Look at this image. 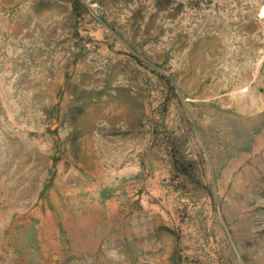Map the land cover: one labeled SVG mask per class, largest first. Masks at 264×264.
Returning a JSON list of instances; mask_svg holds the SVG:
<instances>
[{"label":"rangeland","instance_id":"obj_1","mask_svg":"<svg viewBox=\"0 0 264 264\" xmlns=\"http://www.w3.org/2000/svg\"><path fill=\"white\" fill-rule=\"evenodd\" d=\"M48 228L97 239L64 264H264V0H0V264Z\"/></svg>","mask_w":264,"mask_h":264},{"label":"crops","instance_id":"obj_2","mask_svg":"<svg viewBox=\"0 0 264 264\" xmlns=\"http://www.w3.org/2000/svg\"><path fill=\"white\" fill-rule=\"evenodd\" d=\"M58 234L57 230L50 228L46 230L44 235L37 233L36 238L40 242L41 249L44 250L45 255L49 253L47 261L43 257L40 259L42 264H64L69 257L91 258L97 254L95 245L97 239L94 237L92 230L77 229L72 234V240L61 245ZM66 237L69 238V236ZM91 247L92 249H90Z\"/></svg>","mask_w":264,"mask_h":264}]
</instances>
